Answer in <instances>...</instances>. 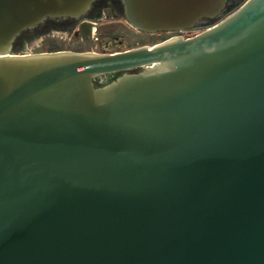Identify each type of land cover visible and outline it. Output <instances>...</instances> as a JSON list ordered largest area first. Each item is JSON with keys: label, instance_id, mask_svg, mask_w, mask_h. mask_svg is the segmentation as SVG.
I'll use <instances>...</instances> for the list:
<instances>
[{"label": "water", "instance_id": "obj_1", "mask_svg": "<svg viewBox=\"0 0 264 264\" xmlns=\"http://www.w3.org/2000/svg\"><path fill=\"white\" fill-rule=\"evenodd\" d=\"M94 1L0 0V264H264V0H122L201 31L14 52L46 18L89 37Z\"/></svg>", "mask_w": 264, "mask_h": 264}, {"label": "rangeland", "instance_id": "obj_2", "mask_svg": "<svg viewBox=\"0 0 264 264\" xmlns=\"http://www.w3.org/2000/svg\"><path fill=\"white\" fill-rule=\"evenodd\" d=\"M232 7L233 5L229 4L228 9ZM95 26L98 30L86 42L81 41V37L75 36L66 28H52L44 31H39V28H36L22 35L24 43L19 44L18 42L17 49L14 47V52L34 53L49 51L54 47H60L66 50L81 49L99 52L102 49V42L107 40L111 35H116L124 39L122 48L137 44V42H147L152 45L175 35L172 32H160L154 35L141 34L132 28L123 14H118L113 18L108 16ZM97 37H99V40Z\"/></svg>", "mask_w": 264, "mask_h": 264}, {"label": "flooded vegetation", "instance_id": "obj_3", "mask_svg": "<svg viewBox=\"0 0 264 264\" xmlns=\"http://www.w3.org/2000/svg\"><path fill=\"white\" fill-rule=\"evenodd\" d=\"M245 0H230L229 4H232L233 8L239 6L242 4ZM229 5L226 9V11L231 10L228 9ZM108 14V15H107ZM118 14H123L124 13V4L122 0H95L94 3L92 4V7L90 10L87 12L86 17L90 19L97 20V22H92L91 23V34L89 37H86L83 30L80 27V19L79 18H46L44 22L40 23L39 25L35 26L34 28L28 29L26 32H30L34 29H38L39 31H44V30H50L52 28H66L68 31L72 32L77 37H81V41L86 42L91 39L93 34L98 30V28L95 25H98L104 18L106 17H115ZM216 19L212 20H207L202 23V25L209 24L211 22H214ZM94 28L96 30H94ZM135 29L134 27H132ZM137 32L141 34H148V35H154V34H159L160 32L157 33H148L144 31H140L138 29H135ZM201 29H195V28H190L186 29L183 31H170L174 33L175 35H182L184 37H190L194 36L197 33H199ZM22 35H20V39L18 40L19 44L24 43V40H22ZM99 40V37H97ZM124 39L116 36V35H111L107 40L102 42V49L99 52H116V51H122L128 48L136 47V46H141V45H146L148 44L147 42H137V44L131 45L129 47H123L122 48V43ZM158 43V42H157ZM155 44V43H154ZM150 45V44H149ZM153 45V44H152ZM74 51H85V50H78V49H73ZM141 68H135V69H130V70H123L115 73H107V74H102L97 76L94 79V83L96 86H103L106 85L113 80H115L118 76L124 74V73H134L140 71Z\"/></svg>", "mask_w": 264, "mask_h": 264}, {"label": "trees", "instance_id": "obj_4", "mask_svg": "<svg viewBox=\"0 0 264 264\" xmlns=\"http://www.w3.org/2000/svg\"><path fill=\"white\" fill-rule=\"evenodd\" d=\"M213 21V19H212ZM27 30L23 31L21 35H23ZM20 39V36L16 39L15 43H14V47H16L15 49H17V45H18V40ZM56 50H62V48L60 47H54L51 48L49 51H56Z\"/></svg>", "mask_w": 264, "mask_h": 264}, {"label": "bare ground", "instance_id": "obj_5", "mask_svg": "<svg viewBox=\"0 0 264 264\" xmlns=\"http://www.w3.org/2000/svg\"><path fill=\"white\" fill-rule=\"evenodd\" d=\"M94 30H96V29L94 28Z\"/></svg>", "mask_w": 264, "mask_h": 264}]
</instances>
